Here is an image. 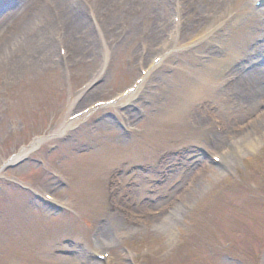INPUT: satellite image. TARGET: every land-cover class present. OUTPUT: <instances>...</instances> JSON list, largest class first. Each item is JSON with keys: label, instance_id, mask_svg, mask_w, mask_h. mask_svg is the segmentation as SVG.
<instances>
[{"label": "rangeland", "instance_id": "obj_1", "mask_svg": "<svg viewBox=\"0 0 264 264\" xmlns=\"http://www.w3.org/2000/svg\"><path fill=\"white\" fill-rule=\"evenodd\" d=\"M70 1L63 12L39 15L38 6L26 29L9 26L19 13L0 24V264H90L97 252L110 264H264V104L221 91L233 83L238 95L262 79L251 72L264 9L254 0H183L172 50L135 96L62 129L135 83L173 17L168 0H119L106 18L101 0H82L86 22L72 32L58 22L82 2ZM58 40L67 43L63 62ZM211 77L214 94L197 102L190 89ZM41 137L25 163H7ZM250 137L254 150L212 160Z\"/></svg>", "mask_w": 264, "mask_h": 264}, {"label": "bare ground", "instance_id": "obj_2", "mask_svg": "<svg viewBox=\"0 0 264 264\" xmlns=\"http://www.w3.org/2000/svg\"><path fill=\"white\" fill-rule=\"evenodd\" d=\"M103 2L100 3L101 6H103L104 8V14H106L107 10H109L108 8L110 6L115 5L119 0H102ZM70 0H45L43 2H41L39 4V1L36 0H30L29 3L23 7V11H21L20 15L18 18H16L15 20V26L17 27V29H21V28H27L28 23L32 20V19H36L39 15L44 14V13H48L49 10L52 12L53 9H56L59 12H63L66 11L67 9H69L70 7ZM39 6V11H38V16L35 14L34 16L32 15V12L34 9H36ZM49 10H47V9ZM262 9H264V0H263V4L261 6ZM261 8L258 9V11L261 10ZM21 15H26L27 18H30L28 21V23L25 22V20H22V16ZM36 17V18H35ZM13 20V19H12ZM65 20L67 21V26L70 28L71 26H75L72 30V32L75 30H77L78 28H83L84 26H82L81 21L86 22L85 17L83 16V10L78 9L77 11H75L74 13H69L67 16H65ZM9 22V21H7ZM20 24V25H17ZM47 30V29H46ZM45 30V31H46ZM44 31V32H45ZM0 34L2 35L3 32L0 30ZM7 37V35H6ZM6 37L3 38L7 39ZM1 41V40H0ZM29 43L31 41H28ZM54 46L51 45L50 48H53ZM257 68V70H256ZM254 69L253 72H251V74L253 76H251L252 78L256 77V78H262L258 83L254 84L253 80L249 79V77L246 78H242L243 81H247L249 79V81L247 82V84L240 89L236 90V93L238 95L232 94L231 90H234V86L231 87L229 90L225 89L223 90L222 93H226L229 96L232 97L235 101H240L243 98L246 99V96L248 95V97H251L254 100L260 101L262 102L263 100V104H264V67H256ZM212 84H213V79L211 77L210 80H208L207 82L204 81V79L202 78L201 82L199 83L198 88L197 87H192L190 89L189 92H196L195 95L197 96L196 100L198 101H209L210 96H212V94H214L213 92H210V89L212 88ZM141 88V87H140ZM139 88V89H140ZM221 93V94H222ZM240 93H247V95H239ZM216 94V93H215ZM253 95V96H252ZM234 102V101H233ZM71 126V123L67 122L66 124L63 125V128H69ZM220 138V137H219ZM257 138L254 137H250L245 144L242 145H238L235 149L232 150H225L223 154V160L225 162H228L230 160H234L236 158H239L241 155L245 154L246 152L252 151L254 150V146H255V142H256ZM220 141L217 140V142H215L216 146L219 145ZM26 152V151H25ZM240 152V155H237V153ZM228 160V161H227ZM98 254H102V253H98ZM90 264H98L95 262H92Z\"/></svg>", "mask_w": 264, "mask_h": 264}]
</instances>
